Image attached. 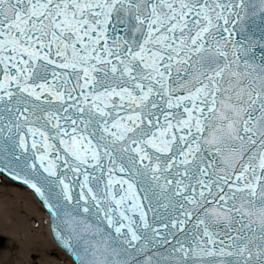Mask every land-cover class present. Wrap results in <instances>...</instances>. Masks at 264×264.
Instances as JSON below:
<instances>
[{"label":"snow or ice","instance_id":"obj_1","mask_svg":"<svg viewBox=\"0 0 264 264\" xmlns=\"http://www.w3.org/2000/svg\"><path fill=\"white\" fill-rule=\"evenodd\" d=\"M12 186L17 264H264V0H0Z\"/></svg>","mask_w":264,"mask_h":264},{"label":"bare ground","instance_id":"obj_2","mask_svg":"<svg viewBox=\"0 0 264 264\" xmlns=\"http://www.w3.org/2000/svg\"><path fill=\"white\" fill-rule=\"evenodd\" d=\"M46 215L25 189L12 186L0 189V249L6 250L4 259L10 264L27 260L28 249L36 242L34 228ZM46 230V223L42 225Z\"/></svg>","mask_w":264,"mask_h":264},{"label":"rangeland","instance_id":"obj_3","mask_svg":"<svg viewBox=\"0 0 264 264\" xmlns=\"http://www.w3.org/2000/svg\"><path fill=\"white\" fill-rule=\"evenodd\" d=\"M0 239H2V241H5V239H4V238H0Z\"/></svg>","mask_w":264,"mask_h":264}]
</instances>
